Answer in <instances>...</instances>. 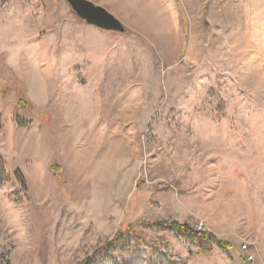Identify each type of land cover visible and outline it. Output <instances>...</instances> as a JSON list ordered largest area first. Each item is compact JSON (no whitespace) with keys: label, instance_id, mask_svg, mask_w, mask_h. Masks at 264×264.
Segmentation results:
<instances>
[{"label":"rangeland","instance_id":"374dc122","mask_svg":"<svg viewBox=\"0 0 264 264\" xmlns=\"http://www.w3.org/2000/svg\"><path fill=\"white\" fill-rule=\"evenodd\" d=\"M89 1L0 0V264H264V0Z\"/></svg>","mask_w":264,"mask_h":264},{"label":"trees","instance_id":"16d2710c","mask_svg":"<svg viewBox=\"0 0 264 264\" xmlns=\"http://www.w3.org/2000/svg\"><path fill=\"white\" fill-rule=\"evenodd\" d=\"M26 125L27 124L24 122L21 126L25 127ZM4 171V162L1 160L0 156V186L9 180V176ZM16 176H18L20 182L23 183L22 176L18 173ZM156 225H160V223H156L155 226ZM168 229L176 231L178 235L183 237L185 240L190 241L194 245V253L197 255H208L209 252L213 250L214 246L219 249H230L232 247L231 243L225 240L217 239L211 232H204L196 229L194 230L186 223L180 224L178 222H171ZM131 239H133L136 243H141L144 241V235L140 232V230L136 229L135 225L120 226L115 236L107 242V246L103 249V251L112 250L117 247L119 243H125ZM242 258L245 264H251L246 261L245 254ZM92 261L93 260L90 259L84 264H91Z\"/></svg>","mask_w":264,"mask_h":264},{"label":"water","instance_id":"95a60500","mask_svg":"<svg viewBox=\"0 0 264 264\" xmlns=\"http://www.w3.org/2000/svg\"><path fill=\"white\" fill-rule=\"evenodd\" d=\"M72 12L83 22L107 32L125 34L128 29L110 12L89 0H65Z\"/></svg>","mask_w":264,"mask_h":264},{"label":"built area","instance_id":"2783aa9c","mask_svg":"<svg viewBox=\"0 0 264 264\" xmlns=\"http://www.w3.org/2000/svg\"><path fill=\"white\" fill-rule=\"evenodd\" d=\"M202 226H203V224H202V222H199L198 224H197V229H199V230H201L202 229ZM247 246L248 245H246V244H243L242 246H241V252H243V253H246L245 254V257H246V261H248L249 263H253V256L247 251Z\"/></svg>","mask_w":264,"mask_h":264}]
</instances>
